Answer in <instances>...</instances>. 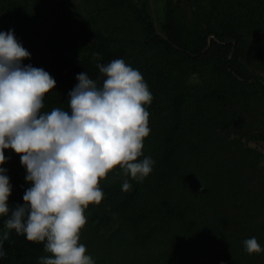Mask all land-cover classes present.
Segmentation results:
<instances>
[{"label":"trees","instance_id":"1","mask_svg":"<svg viewBox=\"0 0 264 264\" xmlns=\"http://www.w3.org/2000/svg\"><path fill=\"white\" fill-rule=\"evenodd\" d=\"M9 29L30 53L22 63L56 81L44 112L67 110L76 75L102 84L97 65L117 58L152 93L138 159L153 171L123 191L128 177L111 170L85 209L79 242L95 264H264L243 243L264 248V0H0ZM4 154L14 207L29 185L19 155ZM43 244L10 230L0 264H39Z\"/></svg>","mask_w":264,"mask_h":264},{"label":"clouds","instance_id":"2","mask_svg":"<svg viewBox=\"0 0 264 264\" xmlns=\"http://www.w3.org/2000/svg\"><path fill=\"white\" fill-rule=\"evenodd\" d=\"M29 58L14 30L0 31V165L11 149L29 185L23 204L10 207L12 186L0 167V217H7L0 258L6 255L3 241L15 230L27 241L44 242L51 255L39 257V264H95L79 242L85 209L102 201L99 181L111 170L118 167L128 177L123 191L131 190L129 178L142 182L153 171L150 156L138 159L150 133L146 106L153 96L141 72L117 58L97 65L102 84L86 71L76 75L67 110L44 112L45 94L56 81L43 68L22 63ZM243 243L249 254L264 251L255 237Z\"/></svg>","mask_w":264,"mask_h":264},{"label":"rangeland","instance_id":"3","mask_svg":"<svg viewBox=\"0 0 264 264\" xmlns=\"http://www.w3.org/2000/svg\"><path fill=\"white\" fill-rule=\"evenodd\" d=\"M157 7V6H156ZM155 19L157 20V21H159V19H160V12L158 11V9H157V12H156V14H155ZM256 146H258L263 152H264V147L262 146V145H260V144H256Z\"/></svg>","mask_w":264,"mask_h":264}]
</instances>
